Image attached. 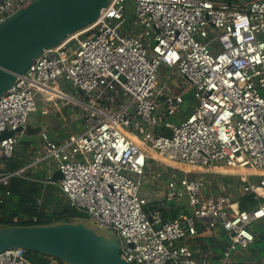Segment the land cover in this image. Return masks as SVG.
Returning <instances> with one entry per match:
<instances>
[{
  "label": "built area",
  "instance_id": "1",
  "mask_svg": "<svg viewBox=\"0 0 264 264\" xmlns=\"http://www.w3.org/2000/svg\"><path fill=\"white\" fill-rule=\"evenodd\" d=\"M31 1L0 0V23ZM163 65L191 86L188 114L185 95L160 82ZM42 93L74 106L82 129L62 141L43 134L35 163L50 162L52 182L61 170L54 182L66 202L113 230L130 263L212 264L184 242L198 235V224L229 233L228 254L254 243L264 201L241 209L206 196L204 178L191 174L222 166L240 175L247 194L264 192V0H110L96 22L44 50L0 96V133L22 128L0 142V166ZM153 161L184 167L167 181L163 200L186 197L190 214L164 221L145 211ZM254 170L261 173L256 183L249 180ZM23 171L0 174V184ZM0 264L33 263L11 248L0 252Z\"/></svg>",
  "mask_w": 264,
  "mask_h": 264
},
{
  "label": "water",
  "instance_id": "2",
  "mask_svg": "<svg viewBox=\"0 0 264 264\" xmlns=\"http://www.w3.org/2000/svg\"><path fill=\"white\" fill-rule=\"evenodd\" d=\"M217 1V0H214ZM233 1V0H227ZM110 0H32L0 23V96L46 49L61 45L72 34L97 21ZM22 130L7 129L0 142ZM52 178H63L56 169ZM158 205L145 211L153 213ZM11 248L35 251L66 264H132L121 254L117 234L87 216L50 223L10 224L0 222V252ZM233 264H244L234 262Z\"/></svg>",
  "mask_w": 264,
  "mask_h": 264
},
{
  "label": "crops",
  "instance_id": "3",
  "mask_svg": "<svg viewBox=\"0 0 264 264\" xmlns=\"http://www.w3.org/2000/svg\"><path fill=\"white\" fill-rule=\"evenodd\" d=\"M240 1L242 0L233 3L236 4ZM175 84L174 89L176 90L179 85L177 82H175ZM38 98V101H41L40 105L45 107V112L40 113L38 109L30 115L26 128L18 133L19 141L16 144L13 155L5 159L2 166H0V174L23 169L24 171L22 175L17 177L37 184L38 189L34 188L31 194V191L27 190L25 192L27 197L25 198L24 190L11 191L10 195H6L2 194L1 191L3 188L0 186V196L2 195L4 197L5 208L10 211H18L20 214H24V211L22 210L26 205L30 208L29 212L35 210L36 207H39L41 210L43 209L45 212L51 213L66 202L62 201L63 198L57 194V191L61 192L58 184L54 182V179L52 182L48 178L50 174V162L44 161L35 163V161L38 158V151L44 144L43 134H47L51 140L62 141L72 134L79 133L82 129V121L78 115V110L75 109L74 106L67 104L65 100L62 99L61 101L63 104L61 107H57L55 102L59 97L48 100L45 93L40 94ZM78 122H81V127H76ZM22 143H24V146H21ZM172 165V167L178 169L173 170L171 166L160 165L153 161L148 168L145 179L147 186L144 185L142 190L149 198V205L160 206L159 210L154 209L151 214H153V216L160 215L162 220H165L164 216H168L170 212L172 213V209L176 211L178 210V215L182 213L190 214L192 212L186 197L175 201L163 200L167 181L173 176V174L178 176L185 174V172L181 170L184 168L181 164L175 163ZM174 171L176 173H173ZM170 172H172V174ZM260 174V172L254 170V173L252 174L256 177L254 178V183L259 180L261 176ZM192 175L204 178L206 181L204 194L206 196H223L225 199L228 198L232 203H239L240 198L247 194L243 189L244 183L241 177V184L234 182L231 177L238 174L229 172L225 167L217 166L209 171H194L191 176ZM157 177L159 179L158 181ZM34 186L35 185H32V187ZM260 192L261 194L258 195V204L264 201V192L263 190H260ZM26 215L29 214L26 213ZM170 215L168 218L166 217L167 220L170 219ZM257 222L260 223V225H258L260 229L253 225V230L256 234V240L254 243L248 245L246 248L240 247L239 249L238 247L235 251H232L229 254L227 253L226 247L231 240V235L221 228H218L216 234H210L205 231L203 225L198 224V235L186 238L184 242L190 245L195 251L196 259L200 261L206 260L212 264H233L234 262H242L244 264H263L264 220ZM260 242L261 244H259ZM226 254H228V258H226ZM225 259H227V261H224ZM50 264L66 263L54 259L51 260Z\"/></svg>",
  "mask_w": 264,
  "mask_h": 264
},
{
  "label": "trees",
  "instance_id": "4",
  "mask_svg": "<svg viewBox=\"0 0 264 264\" xmlns=\"http://www.w3.org/2000/svg\"><path fill=\"white\" fill-rule=\"evenodd\" d=\"M237 1L238 0H233L230 2L232 3V2H237ZM185 98H186L185 104L188 105L187 108L185 109V114H188L190 111L195 109V102L193 101V98L191 97L185 96ZM32 185H35V186L32 187ZM0 186H2L1 188H3V190L1 191L2 194H5L7 190H9L10 192L17 191V190H20V191L24 190V193L27 190H30L31 191L30 194H31L34 188L38 189L37 184H34L29 180H22V178H19L17 176H14L11 178L10 184L8 186L3 187L4 186L3 184H1ZM25 197H27L26 193H25L24 198ZM257 204H258V199L253 193L244 195L243 197L240 198V202H239L241 209L253 207V206H256ZM29 210L30 208L28 207V205H26V207L23 208L22 210L24 211L23 212L24 214H20V212L18 211H10L6 209L4 202L0 203V222L10 223V224L50 223V222L59 221V220L69 221L76 216H85L81 214L80 212H78L73 207H71L67 202L60 205L56 210L52 211L51 213L50 212L47 213L43 209L41 210V208L39 207H36L35 210L30 211V212ZM26 213L29 215H26ZM169 215H170L169 220H174L175 218L179 216L178 210L176 211L172 209V213L170 212L168 216ZM34 216L38 217L37 221L33 220ZM168 216L167 215L164 216L165 217L164 221H167ZM16 217H20L21 220L15 221ZM26 258L33 264H50L51 260H54V259L58 260L55 257L47 256L45 254H42L40 252H35V251H26Z\"/></svg>",
  "mask_w": 264,
  "mask_h": 264
},
{
  "label": "rangeland",
  "instance_id": "5",
  "mask_svg": "<svg viewBox=\"0 0 264 264\" xmlns=\"http://www.w3.org/2000/svg\"><path fill=\"white\" fill-rule=\"evenodd\" d=\"M137 30H140V29H137ZM159 77H160V82L162 83V84H167L170 88H172L174 91H177L178 93H181V94H184L185 96H187V97H191V98H193V90H192V88H191V86L186 82V81H184V80H182V79H180L179 77H177V75L176 74H174L172 71H169V69H167L164 65L163 66H161L160 67V69H159ZM173 77V78H172ZM175 82H177V84L180 86H178V88L175 90L174 88H175ZM61 87H62V85H61ZM66 90H70V87L67 85V86H65L64 87ZM38 97H37V101H38ZM62 99H56V102H55V105H57V107H61V105L63 104V102L61 101ZM41 102V101H40ZM40 102L38 101L37 102V109L36 110H38L40 113H42V112H45V107L44 106H41L40 105ZM187 104H185L184 105V109L183 110H185L186 108H187ZM185 112V111H184ZM32 113H34V112H32ZM174 120L176 121V122H178V120H177V118H174ZM81 125V122H78L77 123V125H76V127L78 126V127H81L80 126ZM25 140V139H24ZM21 146H24V143H22V145ZM21 148V147H20ZM24 148V147H23ZM183 167V166H182ZM173 170H175L176 168H173V167H171ZM229 171V170H228ZM230 172V171H229ZM171 174H172V172H170ZM178 176V175H177ZM182 176V175H181ZM181 176H179V177H181ZM192 177H195L194 175H192ZM232 179H233V181L234 182H237V183H240L241 184V179H240V176L239 175H234V176H232L231 177ZM254 178H256V177H254L253 175H250V181L251 182H254ZM144 185H146V183H145V181H144V184H143V186ZM147 186V185H146ZM57 194L58 195H60V197L61 198H63L62 199V201H66L65 200V197L63 196V194L61 193V192H59V191H57ZM56 210V209H55ZM256 227H258V225H260V223H255L254 224ZM259 229H260V227H258ZM264 229V228H263ZM259 244H261V242L259 243ZM252 247V246H251ZM239 249H240V247H239Z\"/></svg>",
  "mask_w": 264,
  "mask_h": 264
},
{
  "label": "bare ground",
  "instance_id": "6",
  "mask_svg": "<svg viewBox=\"0 0 264 264\" xmlns=\"http://www.w3.org/2000/svg\"><path fill=\"white\" fill-rule=\"evenodd\" d=\"M80 32V31H79ZM76 34V33H75ZM75 34H73V35H75ZM172 164H175V163H173V162H171Z\"/></svg>",
  "mask_w": 264,
  "mask_h": 264
}]
</instances>
